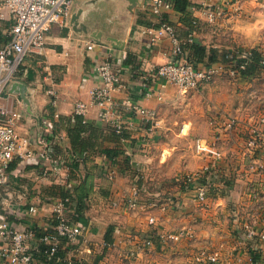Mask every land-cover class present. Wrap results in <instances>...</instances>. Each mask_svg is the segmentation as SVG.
I'll use <instances>...</instances> for the list:
<instances>
[{
  "label": "crops",
  "instance_id": "0c3cea01",
  "mask_svg": "<svg viewBox=\"0 0 264 264\" xmlns=\"http://www.w3.org/2000/svg\"><path fill=\"white\" fill-rule=\"evenodd\" d=\"M145 1L75 0L66 20L50 25L42 50L25 55L15 87L0 98V106L18 114V150L9 163L8 182L0 187V215L16 226L53 236L54 209L67 199L63 215L83 225L81 235L73 242L53 239L57 252L49 260L43 253L47 243L38 242L33 252L36 264H200L194 261L200 249L217 252L224 264H264V241L256 262H250L236 240L242 221L264 231V169L258 170L264 168V124H258L264 111L258 81L264 79V71L249 79L221 73L185 94L152 79L145 94L138 83L139 71L167 62L172 50L168 38L149 45L145 30L155 26L158 17L141 8ZM206 1L186 0L192 8L184 10L171 2L161 8L187 58L202 64L211 57L215 65L225 52L249 49L238 45H256L264 59L261 31L256 30L257 38L249 42L242 36L236 40L235 27H222L224 17L233 15L234 3L211 0L227 10L216 22L220 28L213 29L203 13ZM10 26L9 16L0 8V44L7 42ZM104 57L121 84L111 94L107 118L102 116L104 109L91 104L90 95L100 83L96 68ZM21 84L26 86L25 99ZM49 89L53 97L47 94ZM197 99H203L198 118L186 121V106ZM78 101L89 107L77 117L73 106ZM127 103L154 110L155 121L134 113ZM229 119L234 120L232 127L227 125ZM187 128L196 131L194 140L206 138L223 152L224 186L198 203L182 190L181 182L177 190L164 194L163 203L146 205L144 211L138 205L129 207L141 148L164 134L182 135ZM255 128L261 136L249 145ZM45 151L67 164L50 171L51 163L39 157ZM195 156L193 170H199L205 160ZM146 216L154 222L149 224ZM179 230L190 234L176 242L166 238ZM146 239L150 245H144ZM0 264L7 263L0 260Z\"/></svg>",
  "mask_w": 264,
  "mask_h": 264
},
{
  "label": "built area",
  "instance_id": "2783aa9c",
  "mask_svg": "<svg viewBox=\"0 0 264 264\" xmlns=\"http://www.w3.org/2000/svg\"><path fill=\"white\" fill-rule=\"evenodd\" d=\"M75 0H0V8H3L9 19L11 26L8 32V40L0 44V98L6 90L15 84L16 74L19 70L26 54L42 50L46 33L51 24L62 22L69 16L71 4ZM173 0H146L141 4L143 10L158 17L155 26H149L145 32L148 35L149 45L157 44L161 39L168 38L172 43L170 59L148 69L140 70L138 83L145 94H148L149 83L152 79H159L174 85L179 92L186 93L190 90H197L199 87L210 82L215 76L226 73L232 78H242L241 73L251 63V49H236L224 54L221 62L215 65H194L189 61L184 53L183 46L177 37L174 28L161 14V8ZM231 5V2H228ZM233 5L238 7L237 0ZM223 4V3H222ZM225 4V3H224ZM192 8V7H191ZM203 13L209 24H214L223 17L225 9L222 5L211 4V0L203 5ZM191 41V38L188 39ZM88 49L92 44L87 45ZM258 65L264 68L262 58ZM100 83L91 92V104L102 109L103 118L108 117V107L112 104V92L121 86L118 74L113 70L112 63L108 57H104L96 68ZM263 71V70H262ZM261 71V72H262ZM255 77V76H254ZM244 79V78H243ZM47 94L54 96L52 89L47 90ZM51 99V103H52ZM130 110L140 114L150 122L155 121V111L144 109L136 104L127 103ZM89 105L85 102H75L73 114L83 116ZM18 114L6 110L0 106V187L8 182L9 163L14 158L18 150V136L15 131V124ZM234 120L229 119L227 125L232 127ZM264 124V111L258 121ZM50 125V124H49ZM120 126L116 127V132H120ZM261 136L258 128L252 130V145ZM194 153L205 160L199 170L188 173L182 180V190L191 193L194 202L203 203L209 195L216 189L224 186L225 176L220 167V162L224 154L216 143L209 142L206 138H196L193 142ZM40 158L51 163V170L57 172L66 165L65 162L48 156L43 152ZM79 162V158H75ZM39 163V160H38ZM259 166L258 170H262ZM111 177V176H110ZM140 189L134 186L131 198L127 205L131 208L137 207L136 202ZM67 199H63L54 209L55 224L53 225V236L40 234L32 227H19L11 224L5 217L0 215V260L7 264H36L33 252L37 248L38 242L47 243L45 250L47 259H51L57 252V245L51 243L53 239L66 242L75 241L82 232L83 225L78 222H71L63 215L64 204ZM234 216H238V212ZM154 222L153 217L148 218V223ZM190 231L179 230L175 234H168L167 239L179 241L183 236H189ZM236 240L239 245L248 252L250 262H256V254L261 249L264 241V231L254 223L242 221L236 230ZM151 241L146 239L144 245H150ZM194 261L200 264H224L217 252H209L200 249L195 254Z\"/></svg>",
  "mask_w": 264,
  "mask_h": 264
},
{
  "label": "rangeland",
  "instance_id": "374dc122",
  "mask_svg": "<svg viewBox=\"0 0 264 264\" xmlns=\"http://www.w3.org/2000/svg\"><path fill=\"white\" fill-rule=\"evenodd\" d=\"M228 2L233 4V0H228ZM238 2L239 9H236L232 5L231 12L234 13L230 16L231 18L224 17L222 27L225 29L235 27L236 32H238L236 40H240L242 36L244 40L248 39L249 42H254L257 38L256 30L261 31V38L264 39V0H238ZM227 19L229 20L227 21ZM220 26L214 23L210 27L214 29L215 27L220 28ZM223 38H226V35H223ZM223 41L237 44L232 39H224ZM238 46L251 50H255L257 47L256 45L254 47ZM258 85L264 93V79L261 78L258 81ZM175 90L178 92L176 87ZM185 102L187 103L188 101ZM202 102L203 99H197L195 102L188 103L186 113H184L185 118H188L186 121L192 122L193 119L198 118L197 115H199V111L201 110ZM195 136L196 131L193 129L189 131V128H187L182 135H178L175 132L171 135L164 134L160 138H157L154 143L141 148L140 155L138 156V164L140 165L137 167L133 179L134 184L141 190L136 202L138 206L143 207L142 211L145 210L146 205L151 203L165 202L164 194L177 190L185 175L196 171L193 168L195 167L197 157L192 147ZM157 192L162 195H157ZM144 197L146 200L141 202L140 200L144 199ZM143 218L145 219V217ZM146 220H148L147 216Z\"/></svg>",
  "mask_w": 264,
  "mask_h": 264
},
{
  "label": "trees",
  "instance_id": "16d2710c",
  "mask_svg": "<svg viewBox=\"0 0 264 264\" xmlns=\"http://www.w3.org/2000/svg\"><path fill=\"white\" fill-rule=\"evenodd\" d=\"M172 5H174L177 9H189L190 7H192V4L191 3H188L186 2V0H174L171 2ZM213 52V51H212ZM252 52V58H251V63L247 66L246 70L244 72L241 73V76L242 78H245V79H249V78H252L254 76H256L258 73H260L262 70L264 71V68H261L258 63L259 61L262 59L260 53L256 50H251ZM226 54V52L224 53ZM223 54V56H224ZM223 56H222V59H223ZM187 57V56H186ZM188 59V58H187ZM211 57H209V60H207L205 63H202L203 65H210L212 63H215V61H211ZM189 61H191L194 65H199L201 64V62H204V61H199V60H190L188 59ZM201 64V65H202ZM78 117V116H77ZM38 232V231H37ZM38 235H40V233L38 232ZM48 247L45 246L44 249H43V253L45 254V250L47 249ZM55 256V255H54ZM53 256V257H54ZM45 257L47 258L46 254H45ZM52 257V258H53ZM49 260V259H47Z\"/></svg>",
  "mask_w": 264,
  "mask_h": 264
},
{
  "label": "water",
  "instance_id": "95a60500",
  "mask_svg": "<svg viewBox=\"0 0 264 264\" xmlns=\"http://www.w3.org/2000/svg\"><path fill=\"white\" fill-rule=\"evenodd\" d=\"M74 19V18H73ZM12 88L15 87V84H12L11 86ZM25 91H26V86L24 84H21V91H20V94H21V97L23 99H25Z\"/></svg>",
  "mask_w": 264,
  "mask_h": 264
}]
</instances>
